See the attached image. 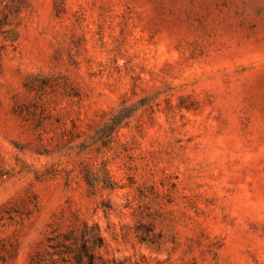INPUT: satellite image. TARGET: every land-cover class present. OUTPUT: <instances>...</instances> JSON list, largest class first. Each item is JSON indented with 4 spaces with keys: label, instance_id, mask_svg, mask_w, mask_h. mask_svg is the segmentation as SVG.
<instances>
[{
    "label": "rangeland",
    "instance_id": "1",
    "mask_svg": "<svg viewBox=\"0 0 264 264\" xmlns=\"http://www.w3.org/2000/svg\"><path fill=\"white\" fill-rule=\"evenodd\" d=\"M264 264V0H0V264Z\"/></svg>",
    "mask_w": 264,
    "mask_h": 264
},
{
    "label": "trees",
    "instance_id": "2",
    "mask_svg": "<svg viewBox=\"0 0 264 264\" xmlns=\"http://www.w3.org/2000/svg\"><path fill=\"white\" fill-rule=\"evenodd\" d=\"M65 241H72L70 245L64 246L72 254L69 260L75 264H97L96 249L103 245V238L97 225L89 226L87 223L79 233L72 230L64 235Z\"/></svg>",
    "mask_w": 264,
    "mask_h": 264
}]
</instances>
